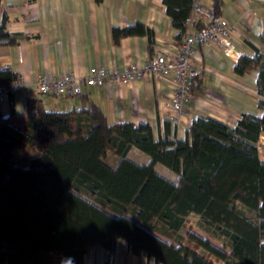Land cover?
<instances>
[{"label":"trees","instance_id":"obj_1","mask_svg":"<svg viewBox=\"0 0 264 264\" xmlns=\"http://www.w3.org/2000/svg\"><path fill=\"white\" fill-rule=\"evenodd\" d=\"M163 2L180 42L193 0ZM6 22L0 21V45L18 43ZM112 32L117 43L155 37L140 21ZM253 68L262 113H243L234 126L199 115L183 138L170 136L168 122L159 138L147 122L110 123L94 102L50 109L29 96L24 120L0 115V264H61L68 257L85 264L91 246L111 254L118 239L164 264H264L263 50L241 55L235 65L240 74ZM16 77L0 67L10 100ZM134 147L150 161L130 158ZM192 215L197 219L188 224Z\"/></svg>","mask_w":264,"mask_h":264},{"label":"crops","instance_id":"obj_2","mask_svg":"<svg viewBox=\"0 0 264 264\" xmlns=\"http://www.w3.org/2000/svg\"><path fill=\"white\" fill-rule=\"evenodd\" d=\"M201 1L203 15L198 24L207 23L215 13L214 0ZM216 10L233 26V54L228 56L215 45L195 47L193 63L201 73L190 81L192 100L176 111L167 105L172 94L169 81L152 73L128 83L87 86L76 96L40 93L37 86L43 74L54 76L73 70L84 76L94 66L142 68L153 56L170 54L179 43V29L173 26L163 0H0V21L5 17L7 29L20 37L16 44L0 45V67L22 78V89L15 92L13 100L2 96L0 115L24 120L29 96L41 97L50 109H79L94 102L110 123L147 122L159 138L165 135L168 122L170 136L183 138L199 115L234 126L243 113L261 114L258 69L240 74L235 65L241 55L264 51V0H220ZM138 21L154 30V39L131 35L114 41L115 26L123 28ZM129 156L140 163L149 161V156L136 147ZM160 170L177 179L166 166ZM113 255L119 264H164L145 252L132 253L124 239H118L112 255L101 244L91 246L85 264H109Z\"/></svg>","mask_w":264,"mask_h":264},{"label":"built area","instance_id":"obj_3","mask_svg":"<svg viewBox=\"0 0 264 264\" xmlns=\"http://www.w3.org/2000/svg\"><path fill=\"white\" fill-rule=\"evenodd\" d=\"M202 15V1L193 0L192 10L186 19V29L180 42L170 54L159 53L142 68L133 67L120 70L116 67L94 66L84 76L73 70L54 76L43 74L37 80L38 90L40 93L55 96H75L82 94L87 86H103L112 82L128 83L133 78H140L152 73L158 78L169 81L172 94L167 105L176 111H181L185 102L192 100L191 79L201 73V68L193 63L195 47L215 45L219 46L226 55L233 54V26L231 22L222 14L214 13L207 23L198 24V18ZM10 87L15 92H19L22 89V78L18 76L13 79ZM3 95L6 96L7 91L5 87L1 86L0 101ZM109 264H119L114 255L110 257Z\"/></svg>","mask_w":264,"mask_h":264},{"label":"rangeland","instance_id":"obj_4","mask_svg":"<svg viewBox=\"0 0 264 264\" xmlns=\"http://www.w3.org/2000/svg\"><path fill=\"white\" fill-rule=\"evenodd\" d=\"M260 151H261V153H262V155L264 156V136L262 137V141H261V146H260ZM144 154H146V153H144ZM147 155V154H146ZM110 156H116L111 150H109V152H108V161L109 162H111V163H114L113 162V158H112V160L110 159ZM147 156H149V155H147ZM110 159V160H109ZM140 161H143V160H140ZM149 161H150V157H149ZM148 161V162H149ZM162 167H165L164 165H162V164H158V171L160 172L161 170V168ZM168 174H172V173H170V172H168V171H166ZM173 176V175H172ZM196 219H197V216L196 215H192V216H190V218H189V223L188 224H193L195 221H196ZM194 229L196 230V231H198L199 233H201V234H203V235H206V233L205 232H203L200 228H198L197 226H194Z\"/></svg>","mask_w":264,"mask_h":264},{"label":"clouds","instance_id":"obj_5","mask_svg":"<svg viewBox=\"0 0 264 264\" xmlns=\"http://www.w3.org/2000/svg\"><path fill=\"white\" fill-rule=\"evenodd\" d=\"M61 264H74V259L71 257L64 258L61 260Z\"/></svg>","mask_w":264,"mask_h":264}]
</instances>
